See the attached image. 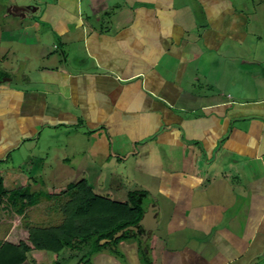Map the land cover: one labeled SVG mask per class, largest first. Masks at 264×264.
Wrapping results in <instances>:
<instances>
[{
    "label": "crops",
    "instance_id": "0c3cea01",
    "mask_svg": "<svg viewBox=\"0 0 264 264\" xmlns=\"http://www.w3.org/2000/svg\"><path fill=\"white\" fill-rule=\"evenodd\" d=\"M0 77L6 190L144 191L156 220L81 263L31 232L17 263L13 225L0 264H264V0L15 3Z\"/></svg>",
    "mask_w": 264,
    "mask_h": 264
},
{
    "label": "trees",
    "instance_id": "16d2710c",
    "mask_svg": "<svg viewBox=\"0 0 264 264\" xmlns=\"http://www.w3.org/2000/svg\"><path fill=\"white\" fill-rule=\"evenodd\" d=\"M1 78V77H0ZM144 191H131L125 202L95 194L90 185L81 180L68 184L62 200L44 191H31L29 187L6 190L0 176V210L24 217L26 210L36 207L42 200H55L54 209L62 216L61 223L39 227L33 235V247L58 253L64 249L80 255L79 263L105 246H116L120 241L133 239L141 243L140 221L144 214ZM121 235L115 238L117 233ZM94 233H99L92 239ZM105 243L100 245V241ZM30 249L22 244L17 263Z\"/></svg>",
    "mask_w": 264,
    "mask_h": 264
},
{
    "label": "rangeland",
    "instance_id": "374dc122",
    "mask_svg": "<svg viewBox=\"0 0 264 264\" xmlns=\"http://www.w3.org/2000/svg\"><path fill=\"white\" fill-rule=\"evenodd\" d=\"M33 0H0V16L3 12H7L14 8L15 3H17L20 6H24L27 3L32 2ZM42 1V0H40ZM44 1V0H43ZM66 188L63 190L56 189L54 191L55 194H52L56 196L57 198H60L62 200V192L65 191ZM121 199V198H118ZM55 200H50L47 202H44L43 204L36 206L31 209H27L25 216L19 217L14 214L11 215H5L0 212V216L2 215L3 221L0 223V241L6 236L8 231L11 229V227L14 225H17L16 227V233L15 236L17 237V240L19 241L16 245L17 248L21 250L22 244H24V241H21V238H23V234L25 232L32 233L34 235V232L39 227H50L53 225L60 224L62 221V216L58 211L54 209V203ZM144 203L148 201L144 198ZM27 235V234H26ZM99 233H94L92 235V239H96L98 237ZM31 237V236H30ZM2 238V239H1ZM25 238V237H24ZM26 240V239H25ZM143 240V239H142ZM104 241V240H103ZM102 242V241H100ZM74 254L72 251L64 249L61 251L59 258L63 257H69L70 255ZM68 258V259H69Z\"/></svg>",
    "mask_w": 264,
    "mask_h": 264
},
{
    "label": "water",
    "instance_id": "95a60500",
    "mask_svg": "<svg viewBox=\"0 0 264 264\" xmlns=\"http://www.w3.org/2000/svg\"><path fill=\"white\" fill-rule=\"evenodd\" d=\"M155 208L149 207L147 211L143 214L142 219L140 221V230L142 231V239H146V235L148 231L152 230L156 226V220L154 217ZM121 232L115 235V238L119 237Z\"/></svg>",
    "mask_w": 264,
    "mask_h": 264
}]
</instances>
